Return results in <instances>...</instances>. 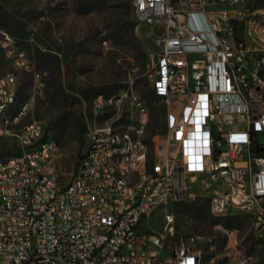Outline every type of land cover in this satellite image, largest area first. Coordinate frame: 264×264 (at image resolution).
Returning <instances> with one entry per match:
<instances>
[{"label":"built area","instance_id":"1","mask_svg":"<svg viewBox=\"0 0 264 264\" xmlns=\"http://www.w3.org/2000/svg\"><path fill=\"white\" fill-rule=\"evenodd\" d=\"M246 1L134 0L139 23L150 28L148 79L166 107L165 130L152 138L151 160L145 100L132 86L95 96L87 149L64 184L61 148L46 122L10 128L33 109L45 76L0 28L6 55L33 80L12 112L16 76H0V136L15 135L18 148L0 158L2 264H253L240 251L208 255L195 235L171 241L170 211L161 228L151 225L156 211L190 201L202 184L213 215L242 211L264 240V48L238 35ZM216 227L234 238L235 228Z\"/></svg>","mask_w":264,"mask_h":264},{"label":"rangeland","instance_id":"2","mask_svg":"<svg viewBox=\"0 0 264 264\" xmlns=\"http://www.w3.org/2000/svg\"><path fill=\"white\" fill-rule=\"evenodd\" d=\"M238 7L245 12L244 21L237 27L238 35L249 47L264 48V32L255 31L256 25L264 28V0H247ZM0 10L4 23L0 28L17 39L30 63L45 76V86L36 95L33 109L10 128L17 133L34 119L46 122L47 135L61 148L56 164L64 184L77 170L87 149V130L98 92L114 94L132 86L142 97L140 87L150 84V28L139 23L134 0H0ZM7 73H13L17 80L18 97L13 112L30 97L33 80L30 72L15 68L0 45V76ZM143 99L149 109L144 139L149 143L152 160V138L165 130L164 115L157 119L148 99ZM156 105L164 104L158 100ZM126 111L123 109L120 120L125 119ZM111 114L114 118L119 115L113 111ZM17 150L15 135L0 136V158ZM210 194L208 187L195 186L190 201L197 203L199 217L173 202L151 216V225L161 228L164 213L170 211L175 219L171 241L195 235L198 246L208 255L240 251L251 254L253 264H264V240L254 238L250 217L237 211L232 225L234 238L229 239L216 227L217 223L209 220Z\"/></svg>","mask_w":264,"mask_h":264},{"label":"trees","instance_id":"3","mask_svg":"<svg viewBox=\"0 0 264 264\" xmlns=\"http://www.w3.org/2000/svg\"><path fill=\"white\" fill-rule=\"evenodd\" d=\"M0 16H1V10H0ZM0 24L4 25V23L1 20H0ZM41 58L42 57H39V59H41ZM140 91L142 93V97L148 99L149 104L152 108L153 114L157 119L159 118L160 114L161 115L165 114V112H166L165 106L164 105H161V106L156 105V102L160 99L155 96L153 89L148 82H146L142 87H140ZM99 93H102V91H99L98 95H99ZM85 127H86V125H85ZM177 204L192 210V212H193L192 216L193 217H199V207L197 206L196 202L177 201ZM209 208H210V202H209ZM234 218H235V216L218 217V216H215L211 213L209 220L211 223L223 222L226 226L232 227L233 222H234V220H233Z\"/></svg>","mask_w":264,"mask_h":264}]
</instances>
